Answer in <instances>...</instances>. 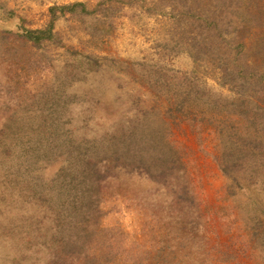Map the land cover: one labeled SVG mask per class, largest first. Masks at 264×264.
<instances>
[{"label":"rangeland","instance_id":"374dc122","mask_svg":"<svg viewBox=\"0 0 264 264\" xmlns=\"http://www.w3.org/2000/svg\"><path fill=\"white\" fill-rule=\"evenodd\" d=\"M219 2L0 0L29 29L54 6L97 8L39 46L0 30V264H76L91 240L60 224L67 206L87 232L121 229L127 258L194 246L211 264H264V103L221 86L215 51L183 35V7ZM261 13L233 0L217 44L264 37ZM226 149L234 182L215 160Z\"/></svg>","mask_w":264,"mask_h":264},{"label":"trees","instance_id":"16d2710c","mask_svg":"<svg viewBox=\"0 0 264 264\" xmlns=\"http://www.w3.org/2000/svg\"><path fill=\"white\" fill-rule=\"evenodd\" d=\"M194 1L196 0H188L189 3ZM232 1L220 0L217 5L201 11L197 9L193 11V7H190V9L183 7L180 12L181 17L189 20L183 35L187 40L192 41L195 46L201 43L207 47L209 52L215 51L213 58L219 61L215 68L219 71L220 76L217 81L221 86L231 88L238 85L241 91L243 86L250 85L251 88L248 89V93L251 90L250 97L253 99L249 102L256 106L258 103H264V37H258L255 32H252L251 37L258 38L251 46L247 47V43L244 42V34L250 32V30L246 29L243 33L238 32L237 35L239 37L235 45L221 47L218 45L221 43L219 41L216 42L218 36L222 37L223 27H229V21H224L223 19L228 20L227 13ZM96 11L97 8L91 10L84 3L54 6L50 9L51 19L46 27L29 29L24 26V23L17 21L20 18L16 17L12 12L4 11L0 7V30L9 37L30 43L33 46H39L44 42L56 39L55 22L60 17H64L67 13L92 15ZM187 14H190L189 17H185ZM260 18H264V13H261ZM187 51L196 61L192 51ZM237 157L239 156L229 153L226 149L225 152H222L220 158H215L222 173L233 182L236 181L237 177L235 168ZM98 209L99 206L96 205L95 210ZM65 210L67 212L62 214L60 224L66 228H70L73 225V228L82 229L80 235L83 233L89 235V240H91L89 242L91 249H86L84 257L82 256L79 260H76V264H211L203 250L199 248L195 250L194 246L189 250L191 253L189 255L188 252L181 248L176 249L169 246L168 250L161 248L157 249L154 254H150L151 250L146 249L144 256L139 254L135 257L131 254L127 258L125 246L117 240V237L123 233L121 229L117 227L101 228L97 224L95 229L92 228L94 229L93 232H87L89 222L83 219L72 224L77 219L73 215L75 208L67 206ZM67 243L70 245L72 241ZM67 243H64L65 248L68 245ZM186 256L188 261H186ZM171 257L172 260H170ZM199 259L202 263H199ZM59 262L64 264L62 259H58L55 264Z\"/></svg>","mask_w":264,"mask_h":264}]
</instances>
